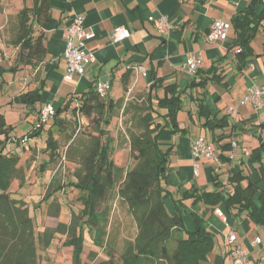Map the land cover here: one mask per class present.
<instances>
[{
	"label": "trees",
	"instance_id": "obj_1",
	"mask_svg": "<svg viewBox=\"0 0 264 264\" xmlns=\"http://www.w3.org/2000/svg\"><path fill=\"white\" fill-rule=\"evenodd\" d=\"M51 10V0H33L31 5L23 0V5L10 23L8 20L10 38L5 39V34H1L4 26L0 25V76L12 71L13 78L17 73V78L22 77L45 60L48 48L44 43V27ZM231 22L236 33L231 48L236 51L237 69L241 71L249 57L255 54L252 42L263 26L264 0H250L246 8L233 15ZM207 37L209 39V34ZM6 47L14 49L10 55L6 53ZM222 69L216 64L209 69H202L200 64L194 73L182 69L190 76L185 88L177 81L165 82L166 76L152 69L148 75L152 88L148 94H139L141 96L136 100H127L124 95L114 98L109 95L111 90L106 96H101L97 84L93 83L73 93L63 103L56 104L55 113L47 119L42 118L45 104H42L43 87L9 91V105L14 106L16 103L26 109L24 120L29 126L19 133L15 123L9 122L6 113L0 111V264H40L39 246L48 248L60 234L63 239L59 244L71 247L72 264H83L86 229H89L94 243L106 247L104 241L109 235L111 219L110 201L116 195L127 203L137 224L135 239H127L123 244L118 257L120 264H202L214 248L215 236L204 226L203 217L196 208L191 211L194 219L192 230H185L184 215L178 205L174 214L169 212L165 200L167 194H172L166 186L171 175L173 146L164 147L162 141L168 134H184L187 131V126L181 124L178 115L184 107L183 93L189 89L191 92L197 90V95L192 92L191 98L197 103L196 114L202 121V127L214 133L223 130L222 134L214 135V140L218 142L232 136V132L226 131L231 125L229 116L214 114L199 95V89H206L210 81L222 82L225 79L226 73ZM132 72L130 67L121 74L126 91L129 90ZM12 80L8 83L12 84ZM4 82L2 77L0 85H4ZM23 84L20 85L23 87ZM154 90L156 94H153ZM130 112L126 132L134 165L125 167L119 166L113 157L115 137L111 125L119 116ZM189 113L192 117L191 109ZM81 117L89 120L82 128L88 141L82 142L77 148L74 143L81 129ZM70 123L76 129L70 132L63 155L61 132L67 131L66 124ZM205 137L211 143L208 136ZM258 138L260 144L252 150L249 163L259 162L264 166V138L261 134ZM233 140L221 146L219 154L223 161L229 160L225 151L232 148ZM29 142L33 144L27 147ZM73 147L77 150L76 154ZM21 150L26 153L25 161L22 160ZM59 158L64 166L66 163L71 164L73 178L67 182L64 180L63 184L59 182L55 190L50 192L49 185L55 182V163ZM50 168H53V174L46 180L44 192L46 199L53 195L50 206L52 203L57 204V211L50 210L51 214H61L63 203L57 197L70 190L79 191V206L78 211L67 208L70 219H60L55 226L45 225L37 233L36 219L30 212V201L24 197H14L11 184L17 178L20 187L27 181L30 172L39 176ZM216 183L219 187L214 191H201L197 186L183 189L180 191L181 199L192 198L193 207H198L201 202L205 205L223 203L235 218L245 214L255 224L264 226V188L253 181L244 168L231 172L227 183H220L218 178ZM225 184L231 185L232 190L223 188ZM68 186H71L70 190ZM61 189L64 190L62 194H57ZM97 253L90 250L89 257L92 260L87 264H118L113 252L100 261L94 257Z\"/></svg>",
	"mask_w": 264,
	"mask_h": 264
},
{
	"label": "crops",
	"instance_id": "obj_2",
	"mask_svg": "<svg viewBox=\"0 0 264 264\" xmlns=\"http://www.w3.org/2000/svg\"><path fill=\"white\" fill-rule=\"evenodd\" d=\"M249 2L250 0H51V16L44 27L47 56L31 73L19 78H17L18 73L14 75L10 84L15 92L28 87H43L42 104L53 102L58 105L73 93L80 92L93 83L111 80L110 96L118 98L124 95L127 100H136L140 97L139 91L147 87L149 92L152 88L148 77L152 69H155L159 75H165V82L177 81L182 88H185L190 76L182 70V65L193 53L202 55V69H209L214 64L219 68L223 67L222 70L226 73L225 79L222 82L210 81L206 89H199V95H203L201 97L205 99L214 114L229 116L231 125L226 131L232 132V136L218 142L214 140V135L222 134L223 130H217L215 133L209 131L208 134L202 132L203 129H207L202 127V121H199L197 115L195 116L197 103L193 100L195 103L190 108L193 112L191 118L193 122L190 121L183 126H187V130L193 131L194 128L199 132L194 133L184 142H182L183 138H178L180 133L168 134L162 141L164 147L173 146L171 175L166 186L172 194L166 195L167 208V199L177 197L175 200L178 201L174 208L178 205L183 215H187L184 219L189 230L194 229L191 211L196 208L203 217L204 226L215 236L214 248L202 264H233L231 250L234 242L229 237L232 228L235 229L244 249L250 253L255 264H264L263 225L255 224L245 214L235 218L223 203L205 205L201 202L198 207H193L192 198L181 199L180 193L185 187L192 186L199 187L201 191L217 190L219 187L216 183L217 178L220 183H227L231 172L243 168L253 181H257L264 188V166L259 162L249 163L252 150L260 144L258 136L261 134L264 138V106L258 109L253 104H240L248 86L264 87V40H261L260 45L255 42L260 31L264 34V22L252 42L255 54L249 57L241 71L237 69L236 51L231 48L236 36L232 24L225 40L214 42L207 37L215 19L222 18L231 22L233 15L246 8ZM27 3L32 4L29 0ZM77 14L85 17L87 29L94 32V36L86 41L85 48L95 57L86 63L82 75L69 78L64 50L68 27ZM161 16H166L168 20V34H162L158 28V18ZM120 26L128 28L131 34L114 41L113 32ZM5 50L8 54L14 49L6 47ZM141 66L146 68V73L140 70ZM130 67L133 72L129 90L126 91L121 81V74ZM22 82H24L23 87L20 85ZM116 85H119L120 89L113 93ZM212 87L214 90L210 93ZM160 93L162 94L161 90ZM153 94H156V90ZM207 99L213 101V105ZM231 106L235 108L229 112ZM200 135L208 136L211 140L210 144L219 148L217 152H220L224 142L233 138L237 140L238 145L235 149L225 151L229 160L220 164L206 157L194 160L191 144ZM176 139L181 144L177 148ZM128 149L130 150V147ZM116 157L120 160V156L116 155ZM128 160V165L123 164V166L131 167L133 162L131 154ZM196 164H198L197 172ZM223 188L232 190L231 185L225 184ZM73 208L78 211V206ZM127 209L129 211V207ZM176 210L175 208L173 213L169 212L174 214ZM49 215L47 217L54 216L50 212ZM87 234L88 230L85 236ZM89 237V242L94 243L90 234ZM259 237L261 242L254 243Z\"/></svg>",
	"mask_w": 264,
	"mask_h": 264
},
{
	"label": "rangeland",
	"instance_id": "obj_3",
	"mask_svg": "<svg viewBox=\"0 0 264 264\" xmlns=\"http://www.w3.org/2000/svg\"><path fill=\"white\" fill-rule=\"evenodd\" d=\"M29 2L32 3V0H29ZM22 5H23V0H0V25L4 26V28L1 29V34H5V39L10 38L9 36L10 33L8 32V30L10 29V26L9 28H7L8 20L10 23L13 15H15L17 10L21 8ZM256 37L257 38L255 39V42L256 44L260 45L261 40L262 41L264 40L263 31H260ZM2 39H4V37H2ZM10 54L11 53H8V55ZM12 76H13L12 71H7L3 75L0 76V81L2 77L5 79L4 85H0V105H3L2 107H0V111H4L6 113V116L9 122L15 123L16 130L19 133H22L23 131H25V129H27V126H29V124H27V122H25L24 120L26 109L22 108L20 104H16V103L14 104V106H11L9 105L10 102L7 101L9 98H11L9 91H12V88H13V86H11L8 83V81L12 80L13 78ZM118 89H120L119 85H116V88H114L113 93L115 91L118 92L117 91ZM213 90L214 88L212 87V89L210 90V93ZM1 92H3V94ZM146 92L148 94L147 87L139 91L140 94H143ZM192 92L195 93L194 91ZM192 92L189 89L188 91H185L183 93L184 107L179 111V115H178L179 120L182 125L189 124L190 121L193 122L191 120L192 117L189 113L190 108L193 107L195 103L191 98ZM210 93H209V96H210ZM207 101H209V99H207ZM209 102L211 105H213V101L211 102L210 100ZM196 115L197 114L195 113V116ZM130 118H131V112L127 114H123L122 116H119L117 119H115L111 125V129L115 137L114 143H115V149H116L114 151L113 157L117 158L116 155L120 156V160L117 158V161H115L119 166H123V164L127 166L129 163L128 158L130 155V150L128 149L129 141L127 139L126 126ZM81 123H82L81 129L79 130L77 139L74 143L75 146H77V148L80 147L81 144H83L82 142L88 141L85 137L86 133L82 131L83 130L82 128L85 126V124L89 123V120L86 117H81ZM64 127H65V124H64ZM66 127H67V131L61 132L62 134L60 137V146L63 150V155L65 154V151H66V143L68 140V136L70 132H73V129H76V127L72 123H70L69 125L66 124ZM209 131H210L209 129L202 130V132L207 133V134L209 133ZM198 132H199L198 130H194L193 128V131L187 130L184 134L180 133L181 135H183V137H181V135L179 134L178 138L179 139L183 138L182 142H184L185 140L190 139L194 133H198ZM173 139H174V136H173ZM175 143H177L176 148L181 146V144H179V141L177 142V139ZM30 144H33V143L32 142L27 143L26 144L27 147H29ZM41 145L43 146V143ZM75 149L76 148L73 147V152L76 154L77 150ZM21 155H22V160L25 161L26 153L21 150ZM29 155H32V153L29 152ZM41 156H44V155H41ZM61 158L56 159L55 165L57 166V171H56V174L54 175L56 179L53 184L49 185L50 192H53V189L55 190L54 187H57L60 183L63 184L64 180L65 182H67L73 178V173H70V171H73V169L71 168V164L66 163V165L64 166L63 163L61 164ZM63 162H64V159H63ZM32 164H34V160H32ZM133 165H134V160L131 164V167ZM54 169H56L55 166H54ZM33 171L36 172L35 169H33ZM52 174H53V168L48 169L46 172H42L39 176H35L30 172V174H28L27 181L24 182L22 186L19 187L20 181L17 178L11 184V187L13 189L12 194L14 197H17V198L24 197L25 199L30 201V204H31L30 212L32 215H34L36 219L35 222H36L37 233L42 231L46 224H57L60 219L63 221L70 219V211L67 210V208H69L70 210H73V207L79 206V202L77 199L79 191L76 189L70 190L71 186H68L70 191L67 193L64 192V194H62V191H64L62 189L57 191V194L61 193L63 195V196L60 195L59 197H57V199L61 198L62 203H63L61 214L56 217L52 216V218L47 217L49 215V212L51 214L52 210L57 211L56 203H52L50 206V202H51L53 195L49 196L50 199H46V196H45L46 194L44 192V190H46L44 188V186H46V180H49ZM185 189H187V187H185L184 190ZM64 195L66 196L67 199H65ZM34 197L35 199H33ZM173 198L174 199L172 198L167 199L168 210L171 213L175 211L176 207L174 208V205L175 203H177V201H175L177 197H173ZM110 204H111V215H110L111 219H110V224L108 226L109 235L107 237V240L104 241V243L105 242L107 243L106 247L104 248L102 247L101 244H98V243H93V242L90 243L89 242L90 232H89V229H86L88 230V234L87 236H85L86 238L85 250L82 256L83 264H87V262H90L92 260V258L89 257L90 250L98 251V253L96 254V256L94 255V257H96L95 259L99 261L105 258H108L109 255L113 252L115 261H117L118 264H120L118 257L120 256V253L123 249L124 242L127 239H132V240L135 239V236L137 233V224H136L135 218L133 217L131 213H129L127 209L128 208L127 203L123 202L121 198L118 195H116L115 198L110 201ZM184 217H187V215H185ZM184 223H185V219H184ZM185 230H187L186 225H185ZM61 236L62 234L55 237L52 242V245H50L48 248L44 246H39L38 252H39V258H40V264H72L73 255L70 250L71 247L70 246L65 247V245H62V243H61L62 246L59 244L61 239H63V237L61 238Z\"/></svg>",
	"mask_w": 264,
	"mask_h": 264
},
{
	"label": "built area",
	"instance_id": "obj_4",
	"mask_svg": "<svg viewBox=\"0 0 264 264\" xmlns=\"http://www.w3.org/2000/svg\"><path fill=\"white\" fill-rule=\"evenodd\" d=\"M231 26V22L222 18H217L213 21L211 31L209 33V39L211 41H223L227 38L228 32ZM158 28L162 34H168V20L166 16L158 18ZM131 31L120 26L113 32V40L118 41L130 36ZM94 36V32L87 29L85 24V17L81 14H77L73 17L71 24L67 30L66 47L64 50V57L67 60V76L70 78L74 75H82L85 71L86 63L93 59L95 56L92 52H88L85 48V43L88 39ZM203 57L199 55H191L183 63L182 69L194 73L202 63ZM141 69L146 73V68L141 66ZM112 88L110 80H103L97 83V90L101 96H106L109 90ZM240 104H253L256 108L260 109L264 106V87L258 85L248 86L246 93L240 100ZM234 106L229 108V112L234 110ZM55 104L53 102H46L42 109V118L47 119L55 113ZM232 149L236 148L238 142L233 140ZM219 149L209 143L207 137L200 135L196 137L191 144V153L194 160L201 158L213 159L216 163L220 164L222 159L220 157ZM232 158V156L230 157ZM198 171V164L195 168ZM231 241L234 242V246L231 250L233 264H255L251 258L250 253L246 251L239 239L234 228L229 232ZM261 238H257L254 243H260Z\"/></svg>",
	"mask_w": 264,
	"mask_h": 264
},
{
	"label": "clouds",
	"instance_id": "obj_5",
	"mask_svg": "<svg viewBox=\"0 0 264 264\" xmlns=\"http://www.w3.org/2000/svg\"><path fill=\"white\" fill-rule=\"evenodd\" d=\"M223 161V160H222Z\"/></svg>",
	"mask_w": 264,
	"mask_h": 264
}]
</instances>
